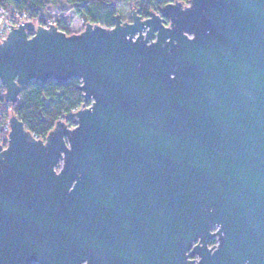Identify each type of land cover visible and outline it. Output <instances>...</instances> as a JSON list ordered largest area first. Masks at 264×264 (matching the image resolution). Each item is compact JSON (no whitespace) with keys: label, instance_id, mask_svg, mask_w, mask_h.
Returning <instances> with one entry per match:
<instances>
[{"label":"water","instance_id":"water-1","mask_svg":"<svg viewBox=\"0 0 264 264\" xmlns=\"http://www.w3.org/2000/svg\"><path fill=\"white\" fill-rule=\"evenodd\" d=\"M138 12L0 42L7 102L49 79L84 97L45 139L10 116L0 264H264V0Z\"/></svg>","mask_w":264,"mask_h":264},{"label":"trees","instance_id":"trees-1","mask_svg":"<svg viewBox=\"0 0 264 264\" xmlns=\"http://www.w3.org/2000/svg\"><path fill=\"white\" fill-rule=\"evenodd\" d=\"M64 1L85 23L91 22L112 27L116 15H119L122 21H129L133 10L137 9L138 13L145 17L149 10L159 11L161 7L173 0ZM179 1L188 2V0ZM60 5V0H0V7L8 11L16 9L26 13L34 22H41L46 13L52 9H59ZM63 24L61 29L71 34L72 32ZM80 84L78 78H73L63 84H58L54 79H49L45 84L33 81L21 92L17 102L13 104L7 103L4 92L0 89V107L10 106L11 113L17 115L35 137L45 139L59 120H65L70 126L75 125L74 119L66 116L84 104ZM8 117L7 111L1 116L5 120Z\"/></svg>","mask_w":264,"mask_h":264},{"label":"built area","instance_id":"built-area-1","mask_svg":"<svg viewBox=\"0 0 264 264\" xmlns=\"http://www.w3.org/2000/svg\"><path fill=\"white\" fill-rule=\"evenodd\" d=\"M25 21H31L26 13H23L19 10L13 9L12 11H8L2 7H0V42L3 41L8 35V33L11 30L12 26H18L19 24L25 22ZM37 25H42L44 27H50V24L53 26L58 27L61 29L62 23L60 20L54 17H50L45 15L43 17V20L41 22H36ZM63 30V29H61ZM64 31V30H63ZM0 89L3 90L5 93L6 89L3 84V82L0 79ZM8 104H11L7 102ZM9 113V117L5 120L1 118V116L4 114V112ZM12 115L11 113V107L10 106H1L0 107V144H2L4 147L7 145L9 140V133L11 131L9 118Z\"/></svg>","mask_w":264,"mask_h":264},{"label":"rangeland","instance_id":"rangeland-1","mask_svg":"<svg viewBox=\"0 0 264 264\" xmlns=\"http://www.w3.org/2000/svg\"><path fill=\"white\" fill-rule=\"evenodd\" d=\"M60 2L61 5L59 9H52L50 12L46 13V15L60 20L61 23H64L63 25H65L72 33H79L84 30L86 23L74 12L71 6L66 4L64 0H60ZM90 103L91 101H89V104Z\"/></svg>","mask_w":264,"mask_h":264},{"label":"flooded vegetation","instance_id":"flooded-vegetation-1","mask_svg":"<svg viewBox=\"0 0 264 264\" xmlns=\"http://www.w3.org/2000/svg\"><path fill=\"white\" fill-rule=\"evenodd\" d=\"M215 243H216V239H213V240L210 241L209 244L212 246V245H214ZM86 263H87V261H84V262H83V264H86ZM34 264H38V263H34Z\"/></svg>","mask_w":264,"mask_h":264}]
</instances>
